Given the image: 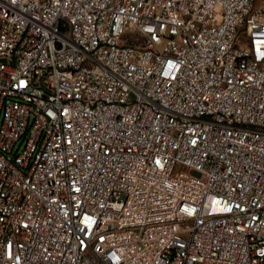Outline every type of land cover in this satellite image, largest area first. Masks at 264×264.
<instances>
[{
	"label": "built area",
	"instance_id": "2783aa9c",
	"mask_svg": "<svg viewBox=\"0 0 264 264\" xmlns=\"http://www.w3.org/2000/svg\"><path fill=\"white\" fill-rule=\"evenodd\" d=\"M0 264H264V0H0Z\"/></svg>",
	"mask_w": 264,
	"mask_h": 264
},
{
	"label": "rangeland",
	"instance_id": "374dc122",
	"mask_svg": "<svg viewBox=\"0 0 264 264\" xmlns=\"http://www.w3.org/2000/svg\"><path fill=\"white\" fill-rule=\"evenodd\" d=\"M122 42L126 45H142L145 42V37L140 32L130 29L122 36ZM187 170V168H183V171Z\"/></svg>",
	"mask_w": 264,
	"mask_h": 264
}]
</instances>
